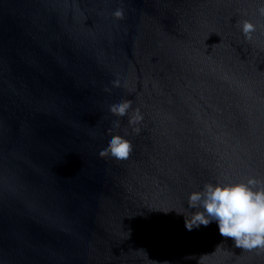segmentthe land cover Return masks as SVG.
Returning <instances> with one entry per match:
<instances>
[{
  "label": "clouds",
  "instance_id": "obj_1",
  "mask_svg": "<svg viewBox=\"0 0 264 264\" xmlns=\"http://www.w3.org/2000/svg\"><path fill=\"white\" fill-rule=\"evenodd\" d=\"M260 4L261 7L257 11L264 17V0H260ZM113 17L117 20L123 19V8L116 9ZM257 27L258 25L250 20H244L239 24L240 31L249 40ZM116 83L119 85L118 81ZM109 107L111 112L124 117L129 115L132 101H115ZM141 120L139 110H133L129 116V123L136 125ZM116 126H119L118 123ZM133 131L138 133L139 129L133 127ZM133 151L134 147L130 140L114 134L100 148L99 154L125 161L130 158ZM188 209L191 215L188 219L185 218L187 230L207 227L215 222L219 234L232 238L236 248L249 252L256 251L257 254L264 253V180L250 178L243 182L206 184L202 189L189 194ZM219 247L220 245L217 248ZM191 257L194 256L185 258Z\"/></svg>",
  "mask_w": 264,
  "mask_h": 264
},
{
  "label": "water",
  "instance_id": "obj_2",
  "mask_svg": "<svg viewBox=\"0 0 264 264\" xmlns=\"http://www.w3.org/2000/svg\"><path fill=\"white\" fill-rule=\"evenodd\" d=\"M232 68L241 164V181L264 180V17L260 0H220ZM257 24L246 39L239 24ZM241 264H264V253L244 251Z\"/></svg>",
  "mask_w": 264,
  "mask_h": 264
}]
</instances>
